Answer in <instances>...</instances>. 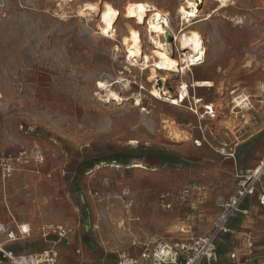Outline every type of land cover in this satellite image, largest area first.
Listing matches in <instances>:
<instances>
[{
	"label": "rangeland",
	"instance_id": "1",
	"mask_svg": "<svg viewBox=\"0 0 264 264\" xmlns=\"http://www.w3.org/2000/svg\"><path fill=\"white\" fill-rule=\"evenodd\" d=\"M99 1L119 9L128 1H148L168 13L177 34L187 26L176 13L183 0H0V157L5 159L0 166V221L13 230L22 224L31 228L29 238L9 244L13 254L52 247L56 238L43 237L39 230L48 223L71 229L58 244L64 264L69 259L74 264H116L122 252L139 258L143 243L151 248L159 241L200 236L193 223L211 216V203L188 201L192 195L186 191L200 187V196L208 200L209 190L219 186L213 167L231 163L234 168L233 160L218 152L222 134L216 125L237 137V171L246 170L241 164L253 168L264 150V0H230L221 13H212L214 0L197 1L199 21L212 14L196 24L205 61L186 70L188 98L179 106L155 100L149 71L126 59L122 16L115 25L116 40L100 36L96 16L78 17L83 3ZM144 26L142 20L143 45L149 51ZM170 43L169 51L178 56L174 37ZM165 71L157 68L161 75ZM168 71L167 84L160 77L155 82L176 96L180 71ZM193 78L212 80L215 86L195 87ZM98 81L113 84L119 99L107 98ZM255 85L259 92L243 89ZM235 89L234 94L250 95L253 106L243 112L238 127L226 121ZM204 103L213 105L214 119L192 112L196 108L200 115ZM164 119L187 137L171 139ZM33 148L44 153L43 164L29 156ZM114 163L119 167L109 166ZM134 163L143 168L132 167ZM235 175L233 170L229 176L237 184ZM208 178L213 185L203 188ZM218 186L215 196L222 193ZM175 210L180 220L189 219L191 231L188 225L174 232L161 226ZM121 220L124 226L118 227Z\"/></svg>",
	"mask_w": 264,
	"mask_h": 264
},
{
	"label": "bare ground",
	"instance_id": "2",
	"mask_svg": "<svg viewBox=\"0 0 264 264\" xmlns=\"http://www.w3.org/2000/svg\"><path fill=\"white\" fill-rule=\"evenodd\" d=\"M197 1L202 3L204 0H183V3L178 5L176 13L182 16V20L184 19L187 23V26L183 27L178 34L173 30V21L168 18V13L162 11L157 5L148 1H128L125 2L126 4L122 9H119L109 1H99L100 3H83L78 9L77 15H79V18L85 17L86 19H92L91 17H93V15L96 16V23L94 24L98 30V33L101 37L112 40H116L117 38V30L115 25L122 16L124 19L123 23H125V29L123 32L121 31V45L124 48V51L128 54L126 59L133 65H140L144 70L147 69L149 71L147 81L152 83L150 94L155 100L163 101V103L166 102L172 106H179V104L182 103L188 95L187 81H185V77H187L186 70L191 72V66H195L198 63L201 64L200 62L205 58L206 55L204 40L197 29L196 24L208 20L212 17V14L209 12L206 18L199 21L200 19L198 18L201 13L199 9H197ZM229 1L230 0H214L215 9L212 13H221L225 8L227 9L229 6ZM148 12L149 14H147ZM202 13L204 14V12ZM142 20L144 21V29L148 35V43L152 44L149 51L146 50L143 45V29L140 27ZM238 21L240 22L241 20ZM88 25L89 22L87 23V26ZM185 28L188 29V31L186 30L185 32ZM172 37H174V42L178 47V53H176L178 56L175 55V53L173 54V52L171 53L169 51V46L172 44L170 43ZM115 48L118 49L119 47L115 46ZM179 64H184L185 66L179 69ZM157 68H164L166 71L163 75H161L159 72H157ZM138 69L139 68H137V70ZM168 70L180 71L181 80L179 84L181 87H178V93L176 96H172L173 93L171 95V93L166 88L157 86L158 82H155L158 80L157 77H160L159 79L163 82V84H167L168 77L170 75V71ZM190 83H192L195 87L215 86V83L212 80H198L193 78L190 80ZM111 86L110 84L103 81L97 82V87L106 91L107 98L112 97V99H119V95L110 88ZM217 90L220 89L218 88ZM234 91L235 90H232V95H230L232 103L231 111L236 116L239 115V113H242V117H244L243 112L249 111L253 107L250 100L251 96L246 93L234 94ZM163 123L165 124L163 127L170 131L171 139L183 140L185 137H187L183 135V133H179L176 128L170 127L168 125V120L164 119ZM109 166L119 167V165L116 163L109 164ZM132 167L143 168L140 163H134L132 164ZM123 223V220L118 221V227L124 226ZM21 226L25 230L28 229L27 224H22ZM67 264L74 263L72 259H69Z\"/></svg>",
	"mask_w": 264,
	"mask_h": 264
},
{
	"label": "built area",
	"instance_id": "3",
	"mask_svg": "<svg viewBox=\"0 0 264 264\" xmlns=\"http://www.w3.org/2000/svg\"><path fill=\"white\" fill-rule=\"evenodd\" d=\"M193 106L195 108L196 104ZM202 106L203 110L200 115H197L198 109L191 107V110L201 118L206 116L208 119H214L216 117L212 104L204 103ZM202 138L205 137L202 136ZM193 142L196 146H200L202 143L200 139H194ZM28 153L37 164L44 163L45 155L40 149L33 148ZM229 154L232 156L233 152L230 151ZM4 160L0 157V166L4 164ZM235 176L237 178L235 193L217 197L215 201L217 214L206 233L178 242L159 241L154 243L151 248L148 247V243H143L139 247L141 249L139 258L122 252L118 254L116 264H217L219 262V245L225 237L234 233L231 226L232 221L248 213L245 202L257 193V186L264 176V155L253 168L236 171ZM257 199L259 204L264 205V192L259 193ZM131 205L132 201H129L125 207L129 209ZM39 230L43 237L53 235L56 238L52 247L38 252L13 254L8 250L9 244L30 237L31 228L28 226V229L25 230L21 225H17L13 230L6 223L0 221V264H64L58 244L67 239L71 229L63 224L48 223L42 224ZM252 245L253 243L248 241L249 249ZM76 253H79L78 249ZM228 256L232 259L235 257V253L230 250ZM140 258L143 259V263L140 262Z\"/></svg>",
	"mask_w": 264,
	"mask_h": 264
},
{
	"label": "crops",
	"instance_id": "4",
	"mask_svg": "<svg viewBox=\"0 0 264 264\" xmlns=\"http://www.w3.org/2000/svg\"><path fill=\"white\" fill-rule=\"evenodd\" d=\"M253 80L255 83H257L256 79ZM243 89L254 91L251 93H255V91L259 92V87H257V85L245 87ZM236 90L237 89H235V91ZM226 99L227 98L225 97L219 98V100L221 101L222 100L226 101ZM231 107L232 106L229 105L228 112L226 114V121L230 120L229 122L234 124L236 123L235 126L238 127L239 126L238 122L242 120L241 119L242 113H239V115L236 116L234 113H232ZM222 120L223 119L220 116L217 123L219 124ZM216 126H217L216 132H220L222 134V136L219 135L221 141H218V143L221 146L219 147L218 152L219 154L225 155L228 159L230 158L231 160H233L234 168L231 166V163L230 164L222 163L221 165H215L213 167L214 173L218 176L219 186L218 185L217 186L219 187V190L222 192L218 196H215L216 194L214 188L217 187L216 185H214V188L212 190H209L212 192V194L210 192V196H209L210 199L208 200H204V198L200 196V193L198 192L201 189L200 187L187 189L186 194H189L190 192V195H192V199L188 201L194 200L195 202L197 201L200 202V204H204V205L207 204L208 201L211 203V208H212L211 216H208L205 219V221H197L193 223L198 227V229H200L201 234L206 233L210 229L211 223L216 217L217 207L215 205V201L217 197L221 195H231L235 193V190L237 188L234 179L229 176L230 174H232L233 170H235V172L237 171V167H236L237 164H235L237 163V159L239 158L238 157L239 143L237 142V137L231 138V134L229 133L227 128H225L223 125L219 124ZM230 151L233 152L232 156L229 154ZM263 155H264V150L261 152V154L259 155L253 166H255L259 162V160L263 157ZM253 156H254V152L251 151V157ZM238 167L242 169H248L249 165L241 164ZM211 185H213V180L211 178L205 179L204 183H202L203 188ZM256 192L257 193L254 196L248 198L245 202V207L248 209V213L232 221L231 226L233 227L234 233L230 236L225 237L223 242H221V244L219 245L218 247L219 262L217 264H264V205L259 204L257 199V195L261 192H264V186L262 185V180L261 183L257 186ZM188 221L189 219L180 220L178 217V211L175 210L169 213V220L165 221L164 223H161V226H163L166 230L174 232L179 230L180 228H183V226L188 225L189 223ZM205 222L208 223L205 224ZM187 230L191 231V226L188 225ZM248 241H251L253 243L250 249L247 247ZM230 250L235 253V257L232 259L229 258L228 256V252Z\"/></svg>",
	"mask_w": 264,
	"mask_h": 264
}]
</instances>
